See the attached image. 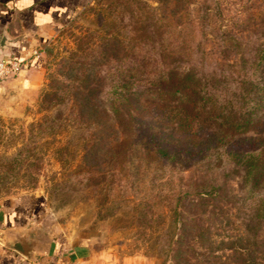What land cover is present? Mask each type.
Segmentation results:
<instances>
[{
	"label": "trees",
	"instance_id": "16d2710c",
	"mask_svg": "<svg viewBox=\"0 0 264 264\" xmlns=\"http://www.w3.org/2000/svg\"><path fill=\"white\" fill-rule=\"evenodd\" d=\"M156 2L121 0V10L139 18L125 27L123 21L122 39L109 32L92 44L96 50L86 45L57 68L40 100L55 116L46 114L37 129L53 132L56 122H69L87 130L73 150L66 145L59 153L81 154L89 175L105 166L108 180L91 183L106 184L107 194L120 186L121 201L132 202L131 224L159 233L155 253L164 255V264H264V137H242L264 127V15L261 40L252 49L234 44L208 52L189 47L182 36L191 21L183 12L190 0ZM208 10L203 7L202 27ZM208 54L218 55L217 70L203 66ZM65 106L70 116L64 121ZM228 164L242 169L233 200L243 217L240 232L217 244L210 229L185 219L182 173L191 165L214 173ZM218 191L202 183L187 205L221 200ZM153 211L157 229L150 223ZM213 245L226 253L209 252Z\"/></svg>",
	"mask_w": 264,
	"mask_h": 264
},
{
	"label": "rangeland",
	"instance_id": "374dc122",
	"mask_svg": "<svg viewBox=\"0 0 264 264\" xmlns=\"http://www.w3.org/2000/svg\"><path fill=\"white\" fill-rule=\"evenodd\" d=\"M137 1L153 7L158 5L157 0ZM190 2L189 9L183 12L191 21L181 29L182 36L189 38V47L215 52L221 47L233 48L236 44L240 49L249 50L261 40L258 32L261 27L258 24L261 15H264V0ZM206 5L210 8L207 11L209 19L206 27H202L199 18L204 16L203 7ZM129 16L126 10H121V0H92L38 49L39 72L29 73V67L22 66L17 73L8 71L1 74L0 203L11 198L37 195L56 216L64 231L88 237L98 264H164V255L155 253L158 246L156 234L159 233L151 234V231L131 224L132 202L121 201L120 186L114 184L113 190L107 194L106 184L100 186L91 183L92 178L108 180L102 175L105 166L89 175L83 172L85 165L81 161V154L72 156L69 152L59 153L58 150L66 145L73 150L81 134L85 136L87 130L77 131L69 122L60 127L56 122L53 132H49L48 126L43 130H38L36 126L46 114L55 116L44 111L45 106L40 100L42 89L57 68L74 54H80V49L83 50L86 45L91 47L90 50H96L92 44L97 45L109 32H118L122 39L123 21L125 27L128 22L139 19ZM202 30H205V38ZM205 58V68L218 69L214 67L217 54ZM63 111L66 115L68 113L66 118L62 115L66 120L70 116L69 107ZM242 137L250 140L263 138L264 127ZM241 173L242 169L232 164L214 173H208L201 165H191L182 173L185 181L182 190L187 204L194 199V190L202 183L220 187L221 200L192 208L186 204L184 214L186 220H196L197 224L210 229L217 244L241 230L239 222L243 214L233 200L237 196ZM157 213L153 211L154 216L150 221L154 229L160 228ZM261 236L260 241L264 244V232ZM214 246L209 252L226 253V250H217ZM200 250L201 253L211 254L207 250Z\"/></svg>",
	"mask_w": 264,
	"mask_h": 264
},
{
	"label": "crops",
	"instance_id": "0c3cea01",
	"mask_svg": "<svg viewBox=\"0 0 264 264\" xmlns=\"http://www.w3.org/2000/svg\"><path fill=\"white\" fill-rule=\"evenodd\" d=\"M92 0H0V58L39 72L38 49ZM20 243V251L11 247ZM88 237L64 231L37 195L0 203V264H98Z\"/></svg>",
	"mask_w": 264,
	"mask_h": 264
},
{
	"label": "built area",
	"instance_id": "2783aa9c",
	"mask_svg": "<svg viewBox=\"0 0 264 264\" xmlns=\"http://www.w3.org/2000/svg\"><path fill=\"white\" fill-rule=\"evenodd\" d=\"M28 62L19 61L14 58H0V79H1V74L3 72H11V73H17L22 66L27 67Z\"/></svg>",
	"mask_w": 264,
	"mask_h": 264
},
{
	"label": "water",
	"instance_id": "95a60500",
	"mask_svg": "<svg viewBox=\"0 0 264 264\" xmlns=\"http://www.w3.org/2000/svg\"><path fill=\"white\" fill-rule=\"evenodd\" d=\"M9 40L6 38V36H3L0 42V45L2 48H9ZM12 248L17 249L20 251V243H15L13 245H11Z\"/></svg>",
	"mask_w": 264,
	"mask_h": 264
}]
</instances>
